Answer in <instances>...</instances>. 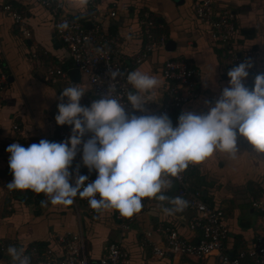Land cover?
<instances>
[{
    "label": "crops",
    "instance_id": "0c3cea01",
    "mask_svg": "<svg viewBox=\"0 0 264 264\" xmlns=\"http://www.w3.org/2000/svg\"><path fill=\"white\" fill-rule=\"evenodd\" d=\"M63 12L72 20L85 22L91 27L88 3L83 0H62ZM98 13L110 34L119 37L115 46L117 55L128 62L143 46V26L139 19L148 14L153 29L163 34L170 48L155 49L131 71L139 69L155 75L161 85L147 98L146 107L156 109L165 101L167 82L162 76L166 58L184 57L197 68L196 86L198 96L182 109L196 114L206 113L219 98L222 89L229 86L228 52L225 46L214 41L209 27L194 14L187 0H96ZM215 11L229 9L234 14L235 34L232 47L237 52L254 49L257 52L256 68L264 73V0H211ZM10 4L25 17L30 36L22 34L13 18L4 11ZM114 15L109 16V11ZM142 29V30H141ZM156 33V32H155ZM157 34V33H156ZM54 67L65 70L73 67L72 57L59 39L53 25L52 14L37 0H0V73L7 76V83L0 92V139L28 138L37 143L41 139L53 142L61 131L72 135V126L58 125L55 116L57 105L67 103L60 96L65 87L77 84L85 89L84 97L90 96L88 81L81 74L79 82L70 76L52 75ZM251 72L243 81H251ZM132 91H135L131 88ZM205 101H211L206 105ZM17 124L18 129L13 125ZM26 148L28 146H25ZM238 154L235 159L222 152H214L188 173V183L201 191L202 197L212 206L223 210L228 227L224 248L230 254L248 249L255 244L260 214L251 202L264 197V156L253 152L246 138L237 137ZM0 156V264H9L10 245L43 254L46 249L59 252L56 236L66 231H76L81 223L91 259L103 254L104 246L111 240H121L127 248L131 264H219L215 256L192 258L165 255L157 257L150 245L143 244L144 233L151 231L150 240L157 245L161 236L154 230L161 223L177 230L186 238H194L188 228L193 212L186 207L182 212L165 214L163 207H172L167 201L147 198L143 213L132 223L130 230L121 233L114 218V210L93 214H77L73 205L42 206L47 199L43 193L31 190L7 189L13 179L8 161ZM78 169V172H77ZM82 162V151H77L69 171L71 184L77 174L88 171ZM170 179V178H168ZM171 180V179H170ZM172 187L164 192L169 198L179 197L173 180ZM43 248V249H42ZM42 249V250H40Z\"/></svg>",
    "mask_w": 264,
    "mask_h": 264
},
{
    "label": "clouds",
    "instance_id": "9594fccd",
    "mask_svg": "<svg viewBox=\"0 0 264 264\" xmlns=\"http://www.w3.org/2000/svg\"><path fill=\"white\" fill-rule=\"evenodd\" d=\"M57 27L64 30L69 25L65 20ZM250 67L242 62L231 68L229 86L222 89L214 105L206 113L182 112L176 126L166 113L136 114L148 112L147 97L161 85L155 75L139 69L126 76L135 90L126 96L131 113L126 112L114 82L90 106L80 104L84 88L77 84L65 87L60 99L67 97V103L57 105L55 120L58 125L72 126V135L63 142L41 139L27 148L19 143L9 145L6 151L13 179L7 189L43 193L47 199L41 200L42 206L49 202L71 205L79 195L97 212L113 209L124 217L139 213L146 197L172 205L162 208L166 215L182 212L187 200L164 195L172 187L168 177L179 178L190 164H199L217 151L235 159L238 135L246 138L253 152L264 156V73L255 76L250 90L243 83ZM109 75L115 81L122 73L117 69ZM89 132L93 135L83 141L82 162L89 171H96V179L86 183L88 176L77 174L73 185L69 169L82 137ZM7 252L12 264H30L22 247L10 245Z\"/></svg>",
    "mask_w": 264,
    "mask_h": 264
},
{
    "label": "built area",
    "instance_id": "2783aa9c",
    "mask_svg": "<svg viewBox=\"0 0 264 264\" xmlns=\"http://www.w3.org/2000/svg\"><path fill=\"white\" fill-rule=\"evenodd\" d=\"M39 4L49 9L52 14L53 25L61 42L68 49L73 67L77 68L81 74L85 75L88 81L90 96L82 97L80 104L90 106L93 100L102 98L108 90L110 83H116L117 91L121 102L125 104L126 112L131 113L133 109L126 100L127 92L131 90L126 76L131 72V68L143 62L149 54L155 49H164L167 43V37L163 34L153 33V21L148 14L139 19L143 26L145 42L142 49L125 62L121 59L115 50L119 43V37L106 31L103 25V19L98 13V4L96 0H87L91 14V27L86 28L83 24L72 20L63 12L64 5L62 0H37ZM195 16L205 23L210 29L211 38L219 44L225 46L228 52V71L238 66L242 62L251 64L248 72H252L251 81L247 84L250 90L254 86V78L261 71L256 68L257 52L254 49H246L237 52L232 47V38L235 34L234 14L229 9L215 11L211 0H187ZM5 13L13 18L22 34L30 36L25 17L10 4L4 6ZM114 11H109V16L114 15ZM67 21L69 27L60 30L57 25ZM119 69L122 75L115 81H111L110 71ZM50 73L66 77V70L54 67ZM197 68L193 67L184 57L166 58L162 65V76L167 82L165 89V101L156 109L147 108V113L140 114H164L167 115L174 109L188 104L192 99L198 96L196 86ZM7 83L5 73H0V92ZM178 121L175 123L176 126ZM18 129L17 124L13 125ZM92 133H85L83 141L91 138ZM66 131H61L54 137L53 142H63L69 138ZM13 143H19L23 146H29L37 143L28 138H8L0 139V156L10 155L6 151L7 147ZM193 165L180 174L179 178L168 177L175 182L178 196L188 201V208L193 212L189 221L188 228L193 232L194 238H186L177 230L164 226L159 223L155 231L161 236L162 243L154 244L149 236L151 231L144 233L143 244L150 245L152 253L157 257L165 255L187 256L192 258H207L215 256L219 264H264V197L256 198L251 202V206L260 214L259 228L255 235V244L248 249H241L234 254H230L224 248V243L228 235V227L225 223L223 210L209 204L203 197L201 191L193 189L188 183V173ZM80 175L88 176L86 183L96 179V171H86ZM143 208L139 213L131 217L121 216L114 210V218L121 233L130 230L133 221L143 213L147 206V197L142 200ZM78 215L80 213L93 214L95 210L90 208L87 198H80L77 195L72 203ZM121 240L109 241L103 249V254L97 259H91L87 249L85 234L81 223L76 231H66L56 236L55 242L58 245L59 252L52 249H46L43 254L25 252L30 257V264H131L128 252L121 246Z\"/></svg>",
    "mask_w": 264,
    "mask_h": 264
},
{
    "label": "trees",
    "instance_id": "16d2710c",
    "mask_svg": "<svg viewBox=\"0 0 264 264\" xmlns=\"http://www.w3.org/2000/svg\"><path fill=\"white\" fill-rule=\"evenodd\" d=\"M81 23V22H80ZM81 24H83L85 27H86V23L85 22H82ZM142 30V29H141ZM143 31V30H142ZM153 31V33L154 34H156V35H158V31H157V29H153L152 30ZM156 32V33H155ZM143 36H144V42H145V34H144V32H143ZM143 42V43H144ZM249 76V75H248ZM250 77V76H249ZM185 106V105H184ZM184 106H182V107H180V108H174L169 114H168V116L170 117V119H171V121H172V123H173V125H175V123L178 121V117H179V115L183 112L182 110V108L184 107ZM82 148H83V146H81V147H78V150L77 151H82ZM9 156L10 155H7V156H2L1 158L4 160V161H8L9 160ZM89 171V170H88ZM180 197V196H179ZM184 199V198H183ZM96 211H94V213H95ZM120 244H121V246L125 249V250H127V248L123 245V243L120 241ZM43 249V248H42ZM42 249H40V250H42ZM28 249H26L25 251H27ZM128 251V250H127ZM8 263L9 264H12V261H11V259L8 261Z\"/></svg>",
    "mask_w": 264,
    "mask_h": 264
},
{
    "label": "water",
    "instance_id": "95a60500",
    "mask_svg": "<svg viewBox=\"0 0 264 264\" xmlns=\"http://www.w3.org/2000/svg\"><path fill=\"white\" fill-rule=\"evenodd\" d=\"M166 48H168V49L170 48V42H168V44L166 45ZM66 72H67V75L70 76V79L73 82H79L80 81L81 72L77 68H75V67L69 68L66 70Z\"/></svg>",
    "mask_w": 264,
    "mask_h": 264
}]
</instances>
